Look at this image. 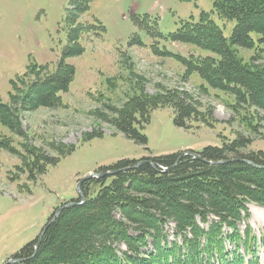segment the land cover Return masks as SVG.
<instances>
[{"label": "rangeland", "instance_id": "obj_1", "mask_svg": "<svg viewBox=\"0 0 264 264\" xmlns=\"http://www.w3.org/2000/svg\"><path fill=\"white\" fill-rule=\"evenodd\" d=\"M74 1L0 0V100L11 106L15 126L0 121V264L37 240L60 206L79 199V182L101 167L122 159L200 152L239 133L253 140L246 151L264 150V113L243 105L235 109L233 94L210 87L183 61L213 55L179 39L181 28L202 23L205 15L231 36L236 22L219 18L214 0H92L88 11L74 8ZM78 43L83 51L75 55ZM240 55L247 62L253 51L241 49ZM61 62L75 71L59 93L61 101L25 109L21 102L29 86L24 83L35 79L27 73L29 66L54 74ZM169 92L178 97L186 92L195 102L198 114L186 120L187 128L176 125L171 106L152 110L146 123L137 124L146 143L101 119L102 113L113 116L110 106L122 108L135 93ZM12 94L20 101L13 104ZM243 115L258 124L257 132ZM207 118L212 124L204 123ZM92 132L102 135L86 139ZM246 207L249 217L238 230L251 239L241 246L250 241L255 253L242 248L240 255L244 264H264V207ZM114 246L126 250L124 244Z\"/></svg>", "mask_w": 264, "mask_h": 264}, {"label": "trees", "instance_id": "obj_2", "mask_svg": "<svg viewBox=\"0 0 264 264\" xmlns=\"http://www.w3.org/2000/svg\"><path fill=\"white\" fill-rule=\"evenodd\" d=\"M91 1L75 0L73 6L88 11ZM214 6L219 18L236 22L231 36L205 15L202 23L181 28L179 39L213 55L183 61L210 87L233 94L235 109L243 105L245 110L264 113V0H214ZM76 45L75 55L83 51L82 45ZM241 49L253 51L249 61L243 60ZM34 71L29 66L27 73L35 79L30 85L24 83L29 86L25 95L20 90L24 95L21 105L28 110L57 105L59 93L72 81L74 68L61 62L54 74ZM139 93L145 94L143 90ZM169 94L135 93L122 108L110 106L113 116L102 113L101 119L128 138L146 143L137 124L146 123L152 110L171 106L176 125L187 128L186 120L198 114L195 102L186 92L183 97ZM19 97L12 94L11 102L20 101ZM11 111L0 100V121L12 129ZM242 118L257 132L258 124L247 115ZM204 121L212 124L208 118ZM100 135L92 132L85 138ZM252 141L239 133L232 140L224 139L221 146L208 145L197 152L203 159L183 155L187 151L141 159L154 162L157 168L150 163L137 166L140 160L135 159L101 167L99 172L122 170L85 180L81 189L86 201L64 209L53 222L50 219L36 253L34 240L15 255L25 260L11 264H244L241 249L246 254L255 251L249 250L250 241L241 246L251 238L249 234L242 238L238 223L249 217L248 203L264 207V150L246 151ZM222 160L226 161L213 163ZM176 162L169 171L161 168ZM115 244H124L126 250Z\"/></svg>", "mask_w": 264, "mask_h": 264}, {"label": "water", "instance_id": "obj_3", "mask_svg": "<svg viewBox=\"0 0 264 264\" xmlns=\"http://www.w3.org/2000/svg\"><path fill=\"white\" fill-rule=\"evenodd\" d=\"M183 155H190V156H192V157L195 158V159H203L202 156H201L200 154H198L197 152H194V151H187V152H185ZM183 155H180V157L178 158L177 162L179 161V159L182 158ZM225 161H226V160H222V161H217V162H213V163L218 164V163H223V162H225ZM245 161H246L247 163L253 165V166L261 167V166H259V165L254 164L253 162H251V161H249V160H245ZM177 162H176L173 166H171L170 168H165V171H169L170 169H172V168L177 164ZM144 163H150L154 168H157V165H156L154 162L147 161V160H144V161L142 160V161H140V162L137 164V166H140V165H142V164H144ZM129 168H130V167H129ZM125 169H126V168H125ZM121 170H122V169L98 172V173H96V174H92V175H90L89 177L85 178L84 180H86V179H88V178H90V177H93V176L101 177V176L110 175V174L114 175V174L120 172ZM84 180L80 181V182H79V185H78V193H79V199H80V200H79V201L68 202V203H65V204H63L62 206H60V207L57 209V211L55 212L54 217L51 218V221H50V222H53V221H54V220H55V219H56V218L62 213V211H63L64 209H67V208H70V207H74V206H77V205L83 204V203L86 201V197H85V195H84V193L82 192V189H81V184H82V182H83ZM50 222H49V223H50ZM49 223L44 227L43 231L41 232L40 236H39L38 239H37V243H36V246H35V248H36V249H35V253H36V251H37L39 245H40L41 242H42L43 236H44V234H45V232H46V230H47V227H48ZM24 260H25V259H20V258L12 257V258L8 259L4 264L19 263V262H23Z\"/></svg>", "mask_w": 264, "mask_h": 264}]
</instances>
